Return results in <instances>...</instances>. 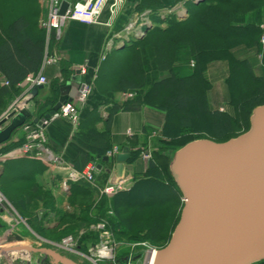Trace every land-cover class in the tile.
I'll return each instance as SVG.
<instances>
[{
	"label": "trees",
	"instance_id": "trees-1",
	"mask_svg": "<svg viewBox=\"0 0 264 264\" xmlns=\"http://www.w3.org/2000/svg\"><path fill=\"white\" fill-rule=\"evenodd\" d=\"M165 1L142 0L138 9L149 10L154 15L167 6ZM177 1L179 0H172ZM262 4V0H203L198 4L189 3L186 4L187 17L184 20L169 18L164 21L165 27L161 28L160 21L153 17L154 26L145 36L126 45L124 50L132 58L124 74L116 82V88L119 91L135 92L134 98L141 104L158 109L165 115L160 136L156 138L154 157L148 161L146 170L134 177L129 189L119 191L109 199L101 197L95 207L92 204V192L84 186L72 184L69 204L76 205L78 213L61 214L57 226L44 230V233L57 231L53 238H58L75 233L78 228L89 230V226L104 217L107 210H112L113 217L108 221L116 240H145L159 248L168 242L182 207L180 192L167 169L172 152L195 139L225 142L236 137L248 129L251 110L264 104V56L261 60L262 75L256 76L249 61L238 59L234 54V50L239 48L255 51L260 49L259 37L262 30L259 24L264 23ZM248 14L261 15L260 23H246L245 17ZM37 18L38 14H33L35 26L38 25ZM26 25L23 17H17L9 25V38L0 44V74L10 82L9 88L0 89V108L5 97L10 99L21 92L18 85L27 75L37 74L43 60L44 31L36 26L32 39L25 31ZM0 34H3L1 25ZM143 45L153 48L156 69L162 75L161 79H153L148 84H145V73L138 56V48ZM217 60L228 64L226 85L231 112L210 110L207 104L209 83L204 75L205 67ZM190 61H193L192 67L189 65ZM70 72L68 68L62 67L64 79L70 77ZM56 87L57 85H53L54 91ZM9 89L12 94L8 95ZM56 100L57 98H50L42 104L35 102L36 117L43 118ZM119 109L117 106L110 109L108 123ZM26 122H31V119ZM201 122L206 123V129L198 126ZM101 138L100 136L98 140L102 143ZM22 142L23 139L20 138L15 143L0 147V152L9 151ZM139 152L140 150L132 152L128 162L135 161ZM23 161L26 160L17 162ZM10 163L13 162L9 160L2 163L0 192L25 214L29 200L24 197L28 199L29 194L20 193L21 198L16 200L4 185V182H12L8 176ZM150 189L164 193V197L159 199L151 195ZM138 196L149 198L146 202H139ZM149 210L156 211L149 213ZM90 212H94L93 216L89 215ZM63 224L70 227L61 230L59 227ZM89 231L81 234L79 243ZM93 235L96 240V233L93 232ZM81 244L80 249L86 252V247ZM255 264H264V260Z\"/></svg>",
	"mask_w": 264,
	"mask_h": 264
},
{
	"label": "crops",
	"instance_id": "crops-1",
	"mask_svg": "<svg viewBox=\"0 0 264 264\" xmlns=\"http://www.w3.org/2000/svg\"><path fill=\"white\" fill-rule=\"evenodd\" d=\"M64 1L73 3L79 0ZM141 1L123 0L122 6L113 19H110L109 11L105 8L100 15V23L97 24L86 25L76 21H69L62 27L59 37L52 35L47 43L45 33H43L44 55L47 53L49 56H57L59 61L56 65L46 66L42 70V75L45 77L47 83L37 90L35 97L29 104L31 105L32 118H39L35 115V102L42 104L50 98H58V88L69 79V77L64 79L62 67H66L71 71L69 76L72 75L73 68H78L81 81L90 83L91 92L84 104H77L79 112L77 127L73 128L67 120L57 119L46 128V136L51 150L60 154L75 170L81 171L88 164L95 166V184L100 189L87 183L77 184L89 189L92 192L93 198L102 193L100 190L104 186L114 185L115 182H123V184H126V187L130 186L134 177L146 170L148 161L144 162L145 158L143 156L146 154L151 156L155 151V145L152 144V141L156 137H152V135L159 137L164 124V112L141 104L134 97L125 99L123 94L129 91H119L116 88V82L124 74L125 68L127 69L129 66L132 55L124 50L126 46L116 48L115 45L120 36H122L126 23L134 18L136 14L142 13L145 10L138 9ZM177 2L166 0L167 6L163 8L172 6ZM262 2L261 12H264V0ZM35 5L38 7V10L35 9ZM44 11L45 6L42 0H0V25L3 31V34H0V44L9 38V25L17 17L25 19L27 23L25 31L33 39L36 26L38 28L37 24L35 26L33 14L37 13V19L39 20ZM245 21L246 23H260L261 15L248 14L245 17ZM159 27L164 28L165 23L160 22ZM234 54L238 59L248 60L256 76L262 75V64L261 66H257L258 64L260 65V62L258 63L257 60L260 54L262 57L264 56V47H260L258 51L239 48L234 50ZM138 56L145 73V84L150 83L153 79L159 80L162 78V75L156 69L154 50L151 46L143 45L139 47ZM204 75L209 83V88L206 92L209 109L218 110L219 112L229 111L230 97L226 85L228 76L227 62L217 60L208 63L205 67ZM22 83L23 81L20 83V86ZM53 85H57L56 91H54ZM9 94H12L11 89L8 91ZM17 96L18 94L12 98L10 97V99L5 97V101L1 105L3 107L2 109L0 108V115L6 111L10 100ZM114 106L120 109L110 117L108 123L110 109ZM100 136L102 137V143L98 140ZM20 137L21 132L15 131L11 139L3 144L2 147L15 143ZM112 147H117L119 151L123 147H127L130 156L132 152L140 150L135 161L130 163L132 165L131 171L124 170L120 176H116L114 157L107 156V152ZM103 157H108V160H103ZM22 159L11 157L6 160L13 162L10 163L8 171V176L12 179V182H4V185L8 191L9 185L16 187L17 185L25 184L31 189V192L28 194L32 197V202L34 203L35 200V202H38L37 204H41L42 202L46 205L45 210L49 212L48 222L50 221V224L45 226L44 230H51L56 227L59 215L72 212L78 213L76 205L69 207L70 186L72 184L69 185L68 192L65 194L59 186L60 175L58 176L54 170L47 171L41 163H35L36 161L33 162V160L23 159L26 161L17 162ZM33 192L37 193L38 196H33ZM41 192L45 193V195H42ZM40 207L41 205L38 209ZM5 217L1 209L0 225L2 226H5ZM13 241L7 243L6 246L13 247V245H17L16 247H22V244L18 243L15 239ZM2 242H4V239L0 245ZM25 242L35 249H52L48 246L32 245L27 241ZM21 252L34 255L38 258L41 257L42 259L44 257L38 253ZM46 263L52 264L50 259Z\"/></svg>",
	"mask_w": 264,
	"mask_h": 264
},
{
	"label": "water",
	"instance_id": "water-1",
	"mask_svg": "<svg viewBox=\"0 0 264 264\" xmlns=\"http://www.w3.org/2000/svg\"><path fill=\"white\" fill-rule=\"evenodd\" d=\"M68 5L67 1L61 2L60 14ZM149 29L140 27L139 39ZM80 83L79 70L73 68L43 119L76 98ZM41 88H32L30 97H35ZM30 115L22 109L16 116L11 112L1 119L0 145L8 142ZM248 122L245 132L225 142L200 138L172 152L167 169L180 192L182 207L168 242L156 250L152 264H255L264 260V104L251 110ZM129 157L127 147L115 155L116 176L132 170L127 163ZM9 236L0 245V256L25 251L41 254L43 261L50 259L52 264H80L55 250L35 249L17 235L13 238L22 247L6 248L12 235ZM139 258L136 255L131 260ZM128 262L127 256L116 260L118 264Z\"/></svg>",
	"mask_w": 264,
	"mask_h": 264
},
{
	"label": "built area",
	"instance_id": "built-area-1",
	"mask_svg": "<svg viewBox=\"0 0 264 264\" xmlns=\"http://www.w3.org/2000/svg\"><path fill=\"white\" fill-rule=\"evenodd\" d=\"M63 0H42L45 6L44 14L38 20V26L45 33L46 43L49 41L52 35L59 37L60 31L64 25L69 21H76L82 24L90 25L100 23L99 18L105 8L108 9L110 19H113L120 7L123 4V0H79L70 3L63 14H60L59 9ZM202 0H181L176 5L169 8L160 10L157 16L160 19H165L167 16H173L177 20H182L186 17L187 11L185 4H196ZM150 11L146 10L142 13H138L134 18L130 19L123 28V34L117 40L115 47L119 48L126 44H129L130 40L136 39L142 35L140 27L151 26ZM262 34L259 38V43L264 46V24L260 26ZM261 58V54L259 55ZM59 61L57 56H49L45 53L40 70L37 74L27 75L23 80L22 85H18L21 88L20 94L15 100L9 104L6 111L0 116V120L5 118L9 113L13 112L14 115L20 113L22 109H27L31 112L30 91L32 88L44 85L47 83L45 77L42 75L44 67L49 65H56ZM193 63H191V66ZM10 82L4 76L0 74V89L8 88ZM91 85L88 82H81V88L78 90L77 97L70 101L61 104L59 109L53 113L49 118L42 119L38 123L25 122L20 127L21 138L23 142L19 147L9 152L0 153V173L2 170V163L11 157H18L23 159H29L41 163L43 166L54 170L57 175L61 176L59 182L60 189L65 194L68 192V187L73 183L92 184L94 175L96 173L95 166L88 164L83 170H75L69 165L60 154H57L51 150L48 145L46 136V128L57 119H64L75 128L79 121V112L77 104H84L90 95ZM135 96V92L129 91L123 94L125 99H129ZM2 126H0L1 130ZM118 153V148L113 147L107 152V156H114ZM123 182H116L114 185H108L102 189L103 193L111 194L118 190L123 189ZM5 203V199L0 192V208ZM7 205V204H6ZM89 229L93 230L98 235V243L83 252L77 241L72 236L63 237L58 243H54V250L73 259L84 260L89 264H105L116 263V257L114 256L115 245L109 234L105 229L104 224L99 223L95 226H90ZM10 233H6L5 236L0 238V243L3 239H8ZM52 245V244H50ZM51 247V246H50ZM53 249V248H52ZM156 250L150 249L143 256V264H151ZM18 252L3 253L0 256V264L4 261L6 264H28L23 260H18ZM29 256V254H27ZM129 258L131 256H128ZM28 261V260H27ZM35 264H47L40 257L36 260Z\"/></svg>",
	"mask_w": 264,
	"mask_h": 264
},
{
	"label": "rangeland",
	"instance_id": "rangeland-1",
	"mask_svg": "<svg viewBox=\"0 0 264 264\" xmlns=\"http://www.w3.org/2000/svg\"><path fill=\"white\" fill-rule=\"evenodd\" d=\"M35 9L38 10V7L36 5H35ZM261 60H262V55H261V58L258 57L257 62L258 63L260 62V65L258 64L257 66H261ZM191 63H193V61H190V63H189L190 66H191ZM15 98L11 99L10 103H12L15 100ZM229 111H231V108H229ZM198 126L203 127V128L206 129V123L205 122H201V124H198ZM152 137L158 138L157 135H155V136L152 135ZM156 142H157V140L155 139V140L152 141V144L156 145L155 144ZM0 153H5V152H0ZM146 155L143 156L145 158L144 162L149 161L150 159H153V157H154L153 153H152L151 156H149V154H146ZM45 169L47 171H51V169H49L47 167H45ZM95 176H96V174L94 175V178H93V181H92L93 183L91 184V186H94V187H97L98 189H100L95 184ZM60 181H61V177L59 178V182ZM82 183H85V182H82ZM132 183L133 182L130 183V186H131ZM74 184H77V183H74ZM130 186L126 187V184H124L123 189L118 190L116 192H113L110 195L109 194H105V193H103L102 190H100V192H102V193L99 192L100 195H97L96 198H93V196H92L93 207H95V204L99 202L101 197L104 196V197H107L109 199L115 193H117L119 191H123V190L129 189ZM105 187L106 186H104L102 189H104ZM8 189H9L8 191H11L10 193L13 194V197L16 198V200H19V198H21V197H19L20 193L24 192L26 194V193H30L31 192V189L29 188V186H27L25 184L24 185H17L16 187L9 185ZM98 189H97V191H98ZM149 192H150L151 195H153V196H155V197H157L159 199L164 197V193H159V192H157L154 189H150ZM32 194H33V196H38L37 193L33 192ZM41 194L45 195V193H42V192H41ZM3 197L5 199V203L7 204V205L3 204V206H2L3 214L6 216L5 217L6 218V222H5V226L0 225V238H2V236H4L6 233H10V234H12L10 242H14L13 241L14 240L13 236L17 235V236H20L21 238H23L25 241H27L28 243H30L32 245H43V246H46V247L47 246L48 247L51 246L50 248L54 249V246H53L54 243H58L65 236H72L77 241L78 245H80L82 243L83 246L86 247V252H87L88 249L94 247L98 243L97 242L98 241L97 240L98 239L97 233L95 232L96 236H97V238L95 240V236L93 235L94 231L89 229V228L88 229L90 231H93V232H90L89 230H86L85 228L82 229V230L80 228H78L77 231H75V233L73 232V233H69V234L63 235V236L58 237V238H53V236L57 234L56 233L57 231H55V232L46 231L44 233V229L43 228L45 226H48V224H50L49 223L50 221L48 222V220H49V216H48L49 212H47V210H45L46 205L44 203L41 202V204H37L38 202H35V200H34V203H33L32 202V197L30 195H29V197L27 196L28 199H26V197H24L25 200H29V202L27 203V206H26L27 211H26L25 214H23L22 212L19 211V209L17 207H15L10 201H8L6 199L5 195H3ZM43 198H45V197H43ZM135 198H137V197H135ZM148 198H149L148 196H146V197L138 196L137 200L139 202H146L148 200ZM32 203H33V205H32ZM40 205H41V207H40V209H38ZM69 207H73V206L69 205ZM155 211L156 210H149L148 212L150 213V212H155ZM93 214H94V212H93ZM93 214L91 212L89 213L90 216L91 215L93 216ZM56 215L58 216L57 212H56ZM59 217H60V215H59ZM112 217H113V211L112 210H107L104 217H100L97 223L91 224V225L95 226V225H97L99 223L104 224L105 229L109 232V234H110V236H111V238H112V240L114 242V245H115L114 256L116 258H120V257H124V256L134 257L136 255H139L140 258L138 260H135V261L130 260L128 264H143V256L148 250H150V249H153V250L159 249V247L154 246L149 241H145V240H135V241H131V242H127L124 239H118L119 241L116 240L114 238V235H113L114 232L110 229L111 227H110V224H109V221H108V219L112 218ZM57 220H58V218H57ZM57 220H55V221H57ZM68 227H70V226H68V224H63L59 228L62 230L63 228H68ZM42 231H43V233H42ZM86 231H89V232L85 235V237L83 236L84 237L83 241L81 243H79L81 234H83V232H86ZM14 232H15V234H14ZM92 237H93V240H92ZM50 244H52V245H50ZM16 246L17 245H13V248L16 247ZM17 254H18V258H19L18 260L21 259V260H23V262H27L28 264H35L36 260L38 259V257H36L34 255L27 256V254L23 253V252H19ZM74 260L79 262L80 264H89L88 262H86L84 260H81V261H78L79 259H77V260L74 259Z\"/></svg>",
	"mask_w": 264,
	"mask_h": 264
},
{
	"label": "bare ground",
	"instance_id": "bare-ground-1",
	"mask_svg": "<svg viewBox=\"0 0 264 264\" xmlns=\"http://www.w3.org/2000/svg\"><path fill=\"white\" fill-rule=\"evenodd\" d=\"M77 260V259H76Z\"/></svg>",
	"mask_w": 264,
	"mask_h": 264
}]
</instances>
